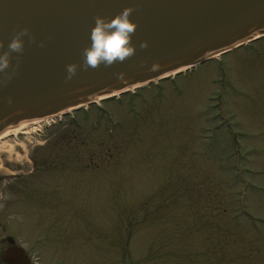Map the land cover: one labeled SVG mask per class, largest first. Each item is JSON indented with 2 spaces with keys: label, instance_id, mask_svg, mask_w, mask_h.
<instances>
[{
  "label": "rangeland",
  "instance_id": "1",
  "mask_svg": "<svg viewBox=\"0 0 264 264\" xmlns=\"http://www.w3.org/2000/svg\"><path fill=\"white\" fill-rule=\"evenodd\" d=\"M0 143L36 264H264V38Z\"/></svg>",
  "mask_w": 264,
  "mask_h": 264
},
{
  "label": "water",
  "instance_id": "2",
  "mask_svg": "<svg viewBox=\"0 0 264 264\" xmlns=\"http://www.w3.org/2000/svg\"><path fill=\"white\" fill-rule=\"evenodd\" d=\"M125 7H133L131 18L138 23L136 54L85 69L82 53L91 43L95 17L111 19ZM25 27L24 50L12 53L8 72L17 63L18 69L7 83L0 72V135L24 122L57 120L264 37V0H0V53ZM145 40L148 46L140 48ZM156 61L160 68L152 71ZM73 62L78 70L66 79ZM7 239L12 246L3 260L32 264L25 249Z\"/></svg>",
  "mask_w": 264,
  "mask_h": 264
},
{
  "label": "clouds",
  "instance_id": "3",
  "mask_svg": "<svg viewBox=\"0 0 264 264\" xmlns=\"http://www.w3.org/2000/svg\"><path fill=\"white\" fill-rule=\"evenodd\" d=\"M133 7H125L121 12L113 18L108 19L97 15L95 17V25L91 30V43L82 53L83 67L98 68L101 64L109 67L118 62H124L127 58L136 54L137 45L133 42V34L135 33L138 23L133 20ZM29 34L27 27L16 32L8 44L7 50L0 53V72L4 73V83L11 79L18 69L19 64L15 66L13 72H8L11 66L12 53H22L24 50V39ZM34 39V37H29ZM43 46V41H41ZM148 42L142 41L140 48H146ZM4 41L0 40V49H3ZM79 65L75 62L67 65V77L71 79L76 74ZM160 64L158 61L152 64V71H158ZM121 79L124 78V73L118 74Z\"/></svg>",
  "mask_w": 264,
  "mask_h": 264
},
{
  "label": "bare ground",
  "instance_id": "4",
  "mask_svg": "<svg viewBox=\"0 0 264 264\" xmlns=\"http://www.w3.org/2000/svg\"><path fill=\"white\" fill-rule=\"evenodd\" d=\"M51 120L44 119V120H35V121H29L24 122L16 127H11L8 130H6L2 135H0V142L2 139L8 138L10 135H17L19 133L29 135L32 132L36 131L38 127H41L44 124L49 123ZM12 145L9 143H0V153L1 152H9L11 150Z\"/></svg>",
  "mask_w": 264,
  "mask_h": 264
},
{
  "label": "flooded vegetation",
  "instance_id": "5",
  "mask_svg": "<svg viewBox=\"0 0 264 264\" xmlns=\"http://www.w3.org/2000/svg\"><path fill=\"white\" fill-rule=\"evenodd\" d=\"M9 236L6 237H2L0 239V264H8L6 263L2 256L6 253V251L8 250V248H10L12 246V243L9 242V240L7 239ZM15 245H18L17 242L14 243ZM32 261V260H31ZM32 263H34V261H32ZM35 264V263H34Z\"/></svg>",
  "mask_w": 264,
  "mask_h": 264
}]
</instances>
